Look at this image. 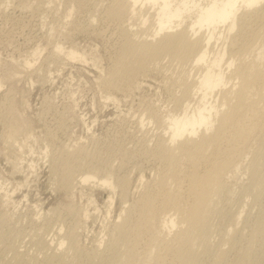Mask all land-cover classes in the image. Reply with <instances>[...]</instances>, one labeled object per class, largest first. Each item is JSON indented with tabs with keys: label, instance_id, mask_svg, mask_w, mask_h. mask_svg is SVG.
I'll use <instances>...</instances> for the list:
<instances>
[{
	"label": "rangeland",
	"instance_id": "rangeland-1",
	"mask_svg": "<svg viewBox=\"0 0 264 264\" xmlns=\"http://www.w3.org/2000/svg\"><path fill=\"white\" fill-rule=\"evenodd\" d=\"M0 1L5 2H0V264H11L15 253L22 264H43L59 238H63L59 248L63 264H118L122 246L114 252L110 244L119 237L114 226L124 205L129 210L125 213L126 234L136 237V259L131 264H139V259L146 260L144 252L150 246L160 249L173 233L157 229L163 215L171 211V200L164 199L156 177L168 174L173 186L180 179L173 176L179 167L158 159L157 144L165 135L161 120L178 113L185 103L181 81L189 84L200 70L190 68L189 62L181 76L179 62L160 54L147 58L130 79L112 75L110 87V73L118 64L125 38L135 29L137 36L141 34L142 12L132 19L118 15L112 10L117 0ZM263 19L247 17L246 21L251 20L249 26L255 28ZM236 30L226 41L233 36L240 40L246 33ZM218 41L211 46L216 48ZM55 44L63 47V52H53ZM68 50L83 61L69 59L65 55ZM26 60L31 61L30 66L22 67ZM10 121L20 128L15 136H8ZM257 134L263 136L262 142L255 141ZM257 134L239 157H231L235 164L226 178L230 191L220 197V212L212 219V241L217 243L228 219L237 213L241 216L232 239L234 247L231 240L223 264H234L245 248V264H264V134ZM258 144L263 163L252 176L250 162ZM70 151L73 154L67 153ZM57 155H62V163ZM56 160L57 164L53 163ZM136 164L140 167L133 169ZM181 165L187 166L185 162ZM63 167L73 170V178L90 170L102 175L107 169L114 176L126 175L130 179L123 197L126 201H121L123 194L116 188L112 207H106L108 191L93 183L80 186L75 183L79 177L72 179L76 187L63 190L58 183ZM140 173L142 183L137 181ZM149 193L158 200L152 217L137 206L139 198ZM160 200L167 202L158 205ZM72 208L73 212L76 209L73 214ZM84 211L90 215L84 217ZM49 240L51 246L41 244ZM212 249L200 250L197 264H210Z\"/></svg>",
	"mask_w": 264,
	"mask_h": 264
},
{
	"label": "bare ground",
	"instance_id": "bare-ground-1",
	"mask_svg": "<svg viewBox=\"0 0 264 264\" xmlns=\"http://www.w3.org/2000/svg\"><path fill=\"white\" fill-rule=\"evenodd\" d=\"M262 3L264 4V0H117L116 5L112 7V10L118 15H128L129 19L140 12L143 13V16L140 21L142 27L138 28L141 34L137 36L138 32L135 33V29L134 33H131L134 37L127 36L125 43L122 47L120 46L122 52L117 66L110 73V81H108L110 87L113 84L111 82L112 75L130 79L135 71L143 68L147 58L157 57L160 54L168 55L170 59L178 61L180 71L188 66L189 62H191L190 68L200 70L196 78L193 80L191 78L193 82L190 80V83L186 84L187 80L181 81L180 84L183 85L182 97L185 103L178 113L167 114L161 120L166 136H160V142L157 144L156 156L158 159L165 161L171 167H179V173L173 174V176H178L180 179H177L173 186L168 183V174L156 177L161 192L165 195L164 199L171 200V211L163 215L157 229L163 232L173 230V233L170 240L164 242L160 249L154 246L157 251H154L151 246L148 250L146 249L147 252H144L146 260L139 259V264H150V259H153L151 264H197L195 257L200 253V250L207 251L212 247L210 264H223L227 258L228 245L238 233L237 225L241 216L237 213L231 220L228 219L229 222L222 228L221 235L218 233L220 237H218L217 243L212 241L215 238L212 231V219L220 212L218 204L220 197L224 192L230 191L226 178H229L228 174L230 171L232 173L235 164H231V157H239L249 146V142L254 140L253 136H256L257 133L264 134V81L261 82L264 79V19L259 20L258 24L257 21L255 28L249 26L251 20L246 21L247 17L261 19L264 16ZM69 11L67 17L70 15ZM64 21L62 22L64 23ZM249 27L251 29H248ZM235 29L244 30L246 33L241 36L240 40L233 36L226 41L228 35H231ZM149 36L151 39H146ZM220 39L221 42L218 41ZM217 41L219 43L216 44V48H213L214 46L212 45V47L211 44L217 43ZM54 47L55 51L53 49L52 51L56 54L63 52V47L59 44H55ZM65 55L69 59L83 61L72 50L66 51ZM30 63L31 61H23L22 67H29ZM175 63L178 65L177 62ZM160 68L162 69V67ZM183 72L184 70L181 72V76ZM181 76L179 77L182 78ZM184 80L187 82L185 83ZM114 87L112 88L114 89ZM116 90L118 91V88ZM108 97L110 96H107L106 99ZM192 100L194 102L190 107ZM258 117L260 118L259 122ZM13 124L10 121L7 126L9 128L8 136L9 134L11 136L14 133L18 134L20 131L19 126L14 127ZM256 140L262 142L263 136L261 135ZM259 144L250 162L252 176H255L263 163L262 148ZM67 153L73 154L72 151ZM59 156L56 157H59L60 163H62L64 159H62V155ZM57 160L53 163L57 164ZM182 162L187 165L185 168L181 165ZM136 166L139 165H134L133 169ZM135 170L137 169L135 168ZM72 171L63 167L59 176L57 175L58 183L64 187L63 190L71 191L70 189L68 191L67 188L73 189L75 184L72 185V179L75 180L79 177L75 183H79L80 186L93 183L94 186L98 185L106 192L108 191L106 201L104 200L106 207H112L114 203L112 195L116 188H119L122 192L120 193L123 194L121 197L124 200L121 199V201H126L123 197L127 193L126 190L129 189L127 187L128 181H130L126 175L114 176V173L107 169V171H103L102 175H99L97 170L96 172L90 170L73 178ZM137 176V181L142 183L143 173ZM93 179H96L97 182ZM184 185L186 189H182ZM156 199L155 194H143L139 198L137 206L147 216L151 215L152 217L155 202H158ZM166 202V200H160L158 205ZM124 208L125 205L118 214L119 222L114 226L119 237L110 244V249L115 252L122 246L123 251L118 256L117 263L131 264L136 259L134 253L136 237L126 234L129 231V226L125 213L129 210ZM75 210L73 212V208L70 209L71 214L75 213ZM89 215L84 211V217ZM147 222L148 220L144 221V228L147 227ZM241 234L240 236H242ZM253 236L252 230L250 239ZM41 244L51 246L52 241L49 240V242ZM62 244L63 238H59L57 246H53L52 256L44 258L43 264H63L62 250L59 251ZM247 251V248L243 249L234 264H245ZM18 254L15 253L11 264L23 263ZM8 263L10 264V262Z\"/></svg>",
	"mask_w": 264,
	"mask_h": 264
}]
</instances>
